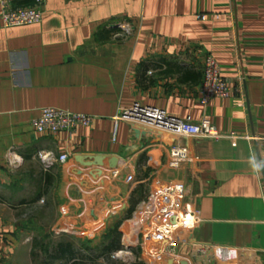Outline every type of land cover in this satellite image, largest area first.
<instances>
[{
	"label": "crops",
	"instance_id": "1",
	"mask_svg": "<svg viewBox=\"0 0 264 264\" xmlns=\"http://www.w3.org/2000/svg\"><path fill=\"white\" fill-rule=\"evenodd\" d=\"M43 10L28 26L4 27L0 14V264L7 254L29 264L35 239L45 254L70 243L75 258L42 263L70 264L125 220L133 243L143 201L172 181L183 185L181 207L198 211L189 241L153 261L142 252L139 263L264 264V0H48ZM208 55L231 94L204 105ZM134 103L206 118L223 136L120 118ZM47 107L92 120L40 133L33 121ZM173 146L187 149L177 167ZM51 206L54 224L36 233L38 209Z\"/></svg>",
	"mask_w": 264,
	"mask_h": 264
},
{
	"label": "built area",
	"instance_id": "2",
	"mask_svg": "<svg viewBox=\"0 0 264 264\" xmlns=\"http://www.w3.org/2000/svg\"><path fill=\"white\" fill-rule=\"evenodd\" d=\"M47 1L0 0L2 25L4 27H17L39 24L43 20V7ZM118 26L124 27L122 24ZM230 94V84L228 80L221 76L220 65L212 56H206L199 87L200 102L206 105L214 98L228 97ZM120 118L173 135L211 138L223 136L206 118L193 121L190 117L172 116L164 109L140 103H134L130 109L120 115ZM91 120L92 117L87 115L47 107L42 109L40 116L33 121V125L40 133L72 132L78 126H88ZM66 160V154H62L57 158V161L62 164ZM187 160L186 148L173 146L169 150L170 167H177L181 162ZM156 188L157 190L149 193L146 200L143 201V205L148 210L146 217L141 220L135 218L132 221L133 228L137 230L139 235L141 234V250L152 261L161 258L165 251L169 249L173 250L187 244L189 235L198 218L197 210L181 207L180 200L183 194L181 182L172 181L165 186ZM211 249L212 246H199L196 251L204 255ZM206 263H213L211 255L207 258Z\"/></svg>",
	"mask_w": 264,
	"mask_h": 264
},
{
	"label": "rangeland",
	"instance_id": "3",
	"mask_svg": "<svg viewBox=\"0 0 264 264\" xmlns=\"http://www.w3.org/2000/svg\"><path fill=\"white\" fill-rule=\"evenodd\" d=\"M147 185V184H146ZM145 186V185H144ZM146 191V190H145ZM147 192V191H146ZM48 208V207H47ZM57 209H55L54 206L49 207V209H43L41 208L38 209L37 215H36V220L34 222L35 230L36 233L41 232V230H44L46 227L48 228L49 225L52 226L54 224L53 222L57 218ZM129 224L130 222L123 221L118 225V231H119V242H120V247L118 249H115L111 251L110 253H107V255H104L103 253V246L106 245L107 241L104 239L100 240V243L98 244V251L96 253H91V252H81L77 254L78 259H83L86 263H89L88 258L91 256H97L96 257V263L97 264H106V258L109 257L110 260L115 261L117 264H133V263H139L141 258L143 257L142 250L140 247L141 244V234L134 236L132 238L130 243L128 242L129 240L127 236H129ZM139 224V223H136ZM44 228V229H43ZM46 231V230H45ZM136 232V230H135ZM42 233V232H41ZM40 235V234H37ZM41 240V239H40ZM54 240V239H52ZM128 243L133 245L132 247H127ZM85 245V242H84ZM37 255L31 256V262L29 264H42L44 261H48V257L45 253H43L41 250H36ZM17 260L14 261L15 255L11 256L10 254L4 255V259L2 260L3 264H27L26 263V255L18 254Z\"/></svg>",
	"mask_w": 264,
	"mask_h": 264
},
{
	"label": "trees",
	"instance_id": "4",
	"mask_svg": "<svg viewBox=\"0 0 264 264\" xmlns=\"http://www.w3.org/2000/svg\"><path fill=\"white\" fill-rule=\"evenodd\" d=\"M27 2V1H25ZM102 30L98 32L97 36L99 39H104V36L102 34ZM115 237L111 238L109 240V243L103 246V254L107 255V253H110L112 250H114L113 248H117L120 247V245L118 244V237H119V232L116 231L114 232ZM34 247L36 250H41L43 248V242L40 239H35L34 240ZM53 250L55 252H53L52 254H47V257L51 260L53 259H57L60 257H70V258H75L74 257V251L71 248V244L70 243H58L55 248H53ZM37 255V253H32V256ZM96 257L97 256H91L88 258L89 263H86L82 258L81 259H75L74 261H72V263L70 264H97L96 261ZM107 263L106 264H117L115 261L110 260L109 257H105ZM133 264H141V263H133Z\"/></svg>",
	"mask_w": 264,
	"mask_h": 264
},
{
	"label": "water",
	"instance_id": "5",
	"mask_svg": "<svg viewBox=\"0 0 264 264\" xmlns=\"http://www.w3.org/2000/svg\"><path fill=\"white\" fill-rule=\"evenodd\" d=\"M112 162H113V164H115V163H116V161H115V160H113Z\"/></svg>",
	"mask_w": 264,
	"mask_h": 264
}]
</instances>
